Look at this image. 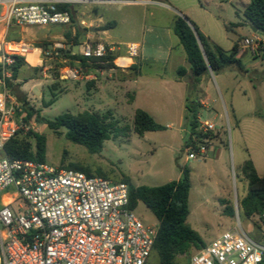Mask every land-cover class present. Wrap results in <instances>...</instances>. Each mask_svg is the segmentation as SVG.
<instances>
[{"label": "rangeland", "instance_id": "1", "mask_svg": "<svg viewBox=\"0 0 264 264\" xmlns=\"http://www.w3.org/2000/svg\"><path fill=\"white\" fill-rule=\"evenodd\" d=\"M248 1L117 0L98 6V16L103 21L116 23L108 30L110 36L133 41L131 33L134 32L150 59H166L169 54L167 64L150 61L142 67V83H139L138 90H127L123 85L124 79L131 77L125 69L103 68V73L97 74L95 80L68 82L60 80L55 72L49 79H42L38 70L28 72L23 68L18 80L10 83L23 96L21 100L16 99L20 106V111L15 114L19 136L24 137L29 131L44 136L45 162L53 166L72 164L87 167L93 174L100 172L111 182L118 183L127 178L136 187H158L176 181L180 175L179 167H185L189 170L191 182L186 223L205 244L225 232L237 230L239 226L251 239L262 242L264 227L256 216L245 218L240 210V201L247 189L240 172L242 163L251 160L257 174L264 176V32H252L245 23L242 3ZM75 10L85 11L86 8L76 7ZM176 16L184 18L226 52L232 49L234 42L239 43L245 38L257 37L262 42L257 57H252L248 49L239 46L238 60L244 72L229 65L212 75L201 76L206 83L211 113L201 120L212 123L219 131L210 133L212 142L205 159H186L183 138L189 133L187 121L180 126L175 122L182 113L181 102L165 92L156 79L157 75L170 79L176 76L177 68L184 67L183 49L172 33ZM81 19L87 21L83 16ZM80 21L75 15L71 26L33 27L34 38L19 29L18 36L40 44L64 39V34L73 29H78L83 35L87 32ZM230 24L239 25L226 29ZM98 37V40L105 41L102 34ZM65 42L69 43V40ZM157 46L162 49L157 50ZM12 88L9 87L10 93ZM188 93V101H194L193 92ZM132 95L135 97L133 101ZM50 102L53 104L46 106ZM24 109H31L35 115L50 121L62 114L75 117L93 114L128 128L129 136L106 140L99 152L89 154L83 146L66 140L63 128L54 133L44 124L34 121L23 124ZM136 109L148 111L165 129L145 132L141 136L134 134L132 127ZM165 123L172 124L167 127ZM217 148L219 156L214 151ZM22 203L18 200L12 206L13 211ZM133 212L143 225H157L152 213L141 202ZM195 251L191 248L177 257V264H186ZM150 264H158L155 256H152Z\"/></svg>", "mask_w": 264, "mask_h": 264}, {"label": "built area", "instance_id": "2", "mask_svg": "<svg viewBox=\"0 0 264 264\" xmlns=\"http://www.w3.org/2000/svg\"><path fill=\"white\" fill-rule=\"evenodd\" d=\"M112 0H0L7 26L44 28L71 26L76 7H95ZM74 33V32H72ZM74 34H72L73 36ZM257 37L238 47L260 55ZM36 52L38 65L27 55ZM84 59L73 61L62 52ZM122 52V54H118ZM114 56V60L105 59ZM136 44H109L86 33L77 44L64 39L40 44L7 40L0 31V264H150L157 226L143 225L129 206L128 187L99 176L53 166L47 162L11 160L5 144L18 132V100L9 91L15 59L36 68L42 78L56 73L62 81L88 82L112 63L124 69L138 58ZM125 63H117V60ZM196 132L185 140L186 159H205L217 132L197 120ZM21 200L22 206H12ZM264 227V211L258 217ZM264 245L239 226L191 254L186 264H261Z\"/></svg>", "mask_w": 264, "mask_h": 264}, {"label": "trees", "instance_id": "3", "mask_svg": "<svg viewBox=\"0 0 264 264\" xmlns=\"http://www.w3.org/2000/svg\"><path fill=\"white\" fill-rule=\"evenodd\" d=\"M245 23L257 31L264 32V0H249L248 5L243 10ZM114 22H108L101 27V30L111 28ZM239 24H230L226 29L236 27ZM190 25L184 18L176 16L172 33L177 38L185 54L186 62L189 65L193 76V87L199 83L200 78L208 69L213 73L223 68L233 65L240 72H244L243 66L237 59L238 44L234 42L229 52L211 43L195 27L193 33ZM85 31V30H84ZM81 32L76 29L72 36L71 30L64 34V39L77 44ZM198 39V40H197ZM63 58L69 59V64L74 65L73 61H80L84 64V59L72 56L68 52H62ZM114 56H108L105 59L114 60ZM24 64L21 59L16 58L12 66V79L16 80ZM103 68H116L112 63H107ZM118 69V68H117ZM32 70H38L32 68ZM131 77L137 76L139 72V63H134L127 68ZM187 70L179 67L176 70V76L181 78L185 76ZM130 77V78H131ZM10 86V82H7ZM11 93L16 99L23 98L20 92L12 88ZM53 104L50 102L46 106ZM197 103L188 101L185 104L187 111L186 119L190 134L198 135L197 128ZM24 116L21 118L23 124L34 121L44 124L50 131L58 133L60 128L65 129V139L71 143L83 146L89 154H95L102 148L104 141L111 138L129 136V129L119 127L114 121L107 122L106 118H99L93 114L84 113L79 116L62 114L54 120H43L35 115L31 109L23 110ZM165 128L156 123L154 119L146 112L136 109L133 116L132 132L138 136L145 132L162 131ZM17 132L4 146L5 155L11 160H29L34 162H45L46 139L42 135L27 132L24 137L19 136ZM211 137V134H209ZM212 138V137H211ZM33 140V143L30 142ZM184 143V147H185ZM61 168L79 171L87 176H99L105 178L100 172L93 174L89 168L74 166L72 164L60 165ZM240 172L246 181L247 189L245 196L240 201V210L245 218L258 217L264 211V176L259 177L250 160H245ZM179 178L165 185L158 187L133 186L127 178L121 182L128 187L129 206L134 209L138 202H141L154 216L157 221V234L153 245V254L157 258L158 264H177L176 258L185 254L189 249L200 250L205 247V243L199 235L186 223L189 214L188 195L190 191V174L185 167H179ZM261 242V241H260ZM259 242V243H260ZM264 245V239L261 242ZM261 264H264V256Z\"/></svg>", "mask_w": 264, "mask_h": 264}, {"label": "crops", "instance_id": "4", "mask_svg": "<svg viewBox=\"0 0 264 264\" xmlns=\"http://www.w3.org/2000/svg\"><path fill=\"white\" fill-rule=\"evenodd\" d=\"M112 1L113 2H117V0H112ZM239 1L241 2L242 0H239ZM243 1L246 2V0H243ZM248 3H249V1H248ZM248 3H242L243 10L248 5ZM130 4H135V3L131 2ZM136 4H139V3H136ZM103 5H107V4H103ZM0 8H1L0 16H2L3 12H4V9H3V7H0ZM77 8H86L85 11H83V10L82 11L75 10V15H76V18L78 20H81L80 21V25H82L83 30H85V32L89 33L90 37L94 38L96 36L97 37L96 39H99L98 34H102L105 37V39H104L105 41H103L105 43H109V44H136V45L139 46V56H138V58L130 60V61H127L128 65H127L126 68H124L125 70H127V68L129 66H131L132 64H134L136 62L139 63V72H138L137 76H133L131 78L124 79V81L122 82L127 90L130 89V88H135L136 90L139 89V83H142V82H140L142 80L141 69H142V67L146 66L147 63H149L150 61H151V63H160L161 65L167 64L168 59H169V54H168V57H166V59H162L160 57H157L155 59H150L149 55H147L144 52V49H143L142 43H141L142 41H137L136 40L137 36L134 34V32L131 33V39L133 41H128L126 39H117L115 37L110 36L108 34V30L116 25L115 22H114V25L111 28L106 29V30H101V27L104 26L108 22L103 21V19L100 16H98V6H95V7H77ZM75 15H74V17H75ZM91 15H93L95 18L92 17ZM82 16L85 17L87 19V21H82V19H81ZM86 22H88V24H86ZM19 29H21L22 31H25V33L29 37L34 38V35L32 34L33 27L7 26L5 24V22H4V20L0 17V31L4 34V36H5V38L7 40H24L27 43H31V44H35V45L38 44V43H35V41L33 42V41H31V40H29L27 38H26V40L23 39V37H22V39H19V36H18V30ZM36 29H39V28H36ZM72 32H74V29L71 30V33ZM72 34H74V33H72ZM85 34L86 33H84L83 35L80 34L79 38L80 39L83 38V36ZM202 35L204 37H206L211 43L215 44L209 37H207L204 34H202ZM241 48H243V47H241ZM156 49L160 51L162 49V47L161 46H157ZM238 52H239V50H238ZM118 54H122V52H119ZM237 59H238V54H237ZM183 66L187 70V73H186L185 76H183L181 78H178L177 76H174V77H172L170 79H166V78H164V77H162L160 75L156 76V79L159 82V85L163 88V90H165V92H168V94L173 95L174 97H176L177 100H179V102H181L182 113L177 117V119L175 121L179 126L182 124V122L187 121V119H186L187 111H186L185 105H183V104H184V102H187V98L186 97L189 94L188 93L189 91H190V93L193 92L194 101L197 103V106H198L197 107V120H201V118H203V117L204 118L209 117L210 114H211L209 106H208L209 97L206 94V89L207 88H206L205 80L200 78L199 83L196 84V86L194 88L193 87V84H194L193 76H192V74L190 72V68H189L188 63L186 62V59L183 60ZM23 68L26 71H28V72L32 69V67H27L25 65H24ZM118 69H120V68H118ZM124 69H121V71H125ZM205 74H211L212 75L213 72L208 69V71ZM42 79H44V78H42ZM47 79H49V78H47ZM16 80H18V79H16ZM16 80H13V81H16ZM134 98L135 97L132 95V101L134 100ZM165 107L166 106H164V108ZM199 109H200V114H199ZM144 112H146V111H144ZM183 112H185V113L183 114ZM147 114H149L154 119V121L156 123L160 124V122L155 117H153V115H151L150 113H147ZM216 117H217V115L214 116V118H216ZM165 124H166L165 126L169 127V126H171L172 123H165ZM187 127H188V125H187ZM217 132H219V131H217ZM186 138H187V136L183 138L184 142H185ZM214 151H215L216 156L220 155V150H218V148L215 149ZM251 163H252V165H253V167L255 169V172H256L255 165L253 164L252 161H251ZM256 174H257V172H256ZM259 177H261V176H259ZM190 184H191V182H190Z\"/></svg>", "mask_w": 264, "mask_h": 264}, {"label": "bare ground", "instance_id": "5", "mask_svg": "<svg viewBox=\"0 0 264 264\" xmlns=\"http://www.w3.org/2000/svg\"><path fill=\"white\" fill-rule=\"evenodd\" d=\"M27 61L32 65H38L39 61L37 59V54L36 52L29 53L26 57ZM117 63H125L124 61L118 60Z\"/></svg>", "mask_w": 264, "mask_h": 264}, {"label": "water", "instance_id": "6", "mask_svg": "<svg viewBox=\"0 0 264 264\" xmlns=\"http://www.w3.org/2000/svg\"><path fill=\"white\" fill-rule=\"evenodd\" d=\"M191 27V29H192V31H193V33L195 34V36H196V32H195V30L192 28V26H190ZM257 30H255V29H252V32H256ZM196 38H197V36H196ZM198 40V39H197Z\"/></svg>", "mask_w": 264, "mask_h": 264}]
</instances>
